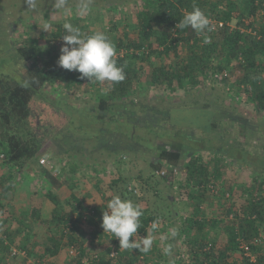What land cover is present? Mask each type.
I'll return each mask as SVG.
<instances>
[{
    "label": "trees",
    "instance_id": "16d2710c",
    "mask_svg": "<svg viewBox=\"0 0 264 264\" xmlns=\"http://www.w3.org/2000/svg\"><path fill=\"white\" fill-rule=\"evenodd\" d=\"M194 6L218 21L213 31L207 33L210 43L205 44L204 36L197 35L190 27L176 28L184 14L192 11ZM133 16V35L127 31V23L116 21L99 31L104 32L115 46L117 66L123 67L125 73V79L119 83L80 79L78 72H70L57 64L64 44L60 40L65 34L63 24L53 27L52 39H48L46 45H41L38 38H30L18 47L12 44L14 57L28 65L23 70L17 68L14 72L17 76L0 72V168L8 171V175L0 176V212L4 213L0 218V264H17L19 256L11 257L10 248L21 228L15 234L9 231L8 224L10 218L14 219V213L3 202L14 191V173L25 170L32 166L33 160L34 163L38 160L44 146L70 120L63 105L74 99L80 100V93L75 89L88 85L100 92L96 96L97 105L90 111L98 113L101 119L116 117L119 111L129 113L135 110V121L140 122L145 115L143 109L147 108L166 111L190 108L197 110L200 116L203 113L210 116L206 128L196 127L204 135L200 140L209 139L216 145L219 140L222 144L221 137L224 136L230 139L228 145L212 148L203 142L197 146L174 142L161 145L149 158L155 175L171 185L177 176L172 168H179L183 150L195 151L182 165V181L178 186L187 208L179 230L180 246L185 247L181 254L183 261L175 264H250L241 242L250 246L258 264H264V0H142ZM89 19L68 17L66 22L90 35L98 31L87 28L84 21ZM219 22H223V26ZM41 35L46 37V30ZM231 66L241 71L232 81L230 94L257 114L253 118L226 109H212V105L206 102L201 106L195 101L166 107L161 102L148 104L143 99L155 90L167 93L158 95L162 102L180 100L176 95L178 91L191 94L202 89L209 79L225 78L224 73L229 72ZM60 89L67 92L68 97L59 96ZM112 111L115 116L110 114ZM156 114L161 123L163 118H168L169 111ZM217 117L233 123V130H238L236 127L239 126L241 136L231 135L226 129L228 123ZM250 119L256 125L250 126ZM243 144L247 146L245 156L244 152L236 151V146L241 148ZM232 145L235 152L227 149ZM253 149L258 153L251 154ZM231 162L235 168H243L242 172L249 169L254 173L250 185L229 182ZM163 169L166 174H161ZM121 181L123 179L116 178L112 184L118 186ZM110 188L113 192L104 194V204L91 209L75 193L63 203L52 189L47 191L46 196L56 207L50 215L51 220H43L50 222L51 234L47 236L40 264H55L66 245L77 251L74 264H149V257L157 251L162 257V237L168 234L165 218L178 214L170 205L176 199L168 197L167 212H154L143 201L140 206L144 213L140 218L141 226L137 235L130 239L151 235L152 248L147 253L138 249L124 250L119 248L118 239L104 233L101 227L106 204L117 195L113 186ZM130 189L124 184L120 194L128 197L132 194ZM37 211L34 210L33 215ZM153 221L160 223L154 232L151 229ZM94 242L102 247L99 253L94 251ZM16 248L26 251L27 260L22 264H34L28 261L34 255L35 243L32 252L27 245Z\"/></svg>",
    "mask_w": 264,
    "mask_h": 264
},
{
    "label": "rangeland",
    "instance_id": "374dc122",
    "mask_svg": "<svg viewBox=\"0 0 264 264\" xmlns=\"http://www.w3.org/2000/svg\"><path fill=\"white\" fill-rule=\"evenodd\" d=\"M141 1L83 0L88 3L89 10L81 15L78 6L82 0H67L64 11L54 9L51 0H38V9L34 12L26 11L27 6L23 0H0V72L16 75L14 72L17 68L23 70L28 65L14 57L12 44L18 47L27 43L30 38H38L41 45H46L47 40L52 39L50 33L53 27L65 23L68 17L90 18L84 23L87 28L97 31L108 27L112 21L127 23V31L133 35L135 27L133 15ZM45 23L50 27L46 30L47 36L43 37L41 34L45 30ZM122 32L120 30V34ZM228 70V75L225 78L222 76L217 81L209 79L202 89L194 90L191 94L178 91L176 95L180 100L175 98L162 102L158 95H167V93L155 90L149 92L143 99L148 104L158 105L161 102L166 107L180 106L185 102L193 103L195 101H199L198 105L201 106L206 102L212 105V109H226L225 111L236 115L253 118V115L257 114L250 111L240 100L234 99L230 94L232 81L240 74V68L231 66ZM60 90L62 93L60 92L59 96L68 97L67 92L64 93L62 89ZM75 90L80 93L78 97L80 100L74 99L69 101L70 104L63 105L70 120L57 133L56 137L44 146L37 156L38 160L35 163L34 160L32 161V166L14 173V191L10 198L3 201L11 207L10 211L14 213V219L10 218L8 224L9 231L15 234L21 228V233L15 234V242L11 245L13 247L27 245L32 252L31 247L35 243L32 252L34 255L29 257V262L40 264L43 248L48 241L47 236L51 234L50 222H43V220H51L50 215L56 207L46 196L47 191L52 189L63 203H66L67 199H71L72 193H75L82 199L83 204L91 209L104 204V194L113 192L110 188L113 186V190L122 199H130L139 206L145 201L149 209L154 212L158 210L167 212L168 197H171L172 200L176 199V202H172L170 205L178 214L165 218L168 234H164V236L168 238L162 239V257L158 256L159 251H157L149 257L148 262H150L149 264H175L176 261L182 260L181 254L185 247L180 246L182 239L179 237V230L187 206L178 186L182 181V165L195 151L189 148L183 150L179 173L171 185L161 180L162 178L157 174L155 175L150 166V154L153 155L155 150L163 144L177 142L197 146L203 142L206 146L217 148L222 144L228 145L230 139L223 136L221 137L222 144H219L221 143L219 140L216 145L213 143L214 141L210 143L209 139L204 138L201 141L200 139L204 137L203 132L197 130L196 127L206 128L209 125L210 116L205 113L200 116L197 110L190 108L168 110V118H163L161 123H159L160 118L155 117L156 113L165 114L168 112L166 109H143V113L147 116L143 115L140 122L135 121V110H131L129 113L119 111L116 117L101 119L98 113L90 111L91 107L97 105L96 96L100 93L99 90L89 85L78 87ZM110 114L115 116L113 111ZM217 118L228 123L226 129L231 131V135L241 136L242 132L239 126L236 127L238 130H233L232 127L235 126H231L233 123L226 118ZM250 120V126L253 123L256 125L254 120ZM184 124L188 127L183 126ZM112 138L113 140H111ZM245 148H247L245 144L241 145V148L236 146V151L244 152L245 156ZM227 149L234 151L235 146L232 145ZM250 152L251 154L258 153L256 149ZM43 158L46 162L42 164L40 161ZM235 167L231 162L228 173L229 182L238 184L243 182L245 185H250L254 173L249 169L242 172L243 168ZM0 174L8 175V171L6 170L5 174L0 170ZM116 178L123 179V182H119L118 186L112 184ZM159 180L161 182H158ZM124 184H127V187L132 190V194H128V197L120 194ZM34 210L39 211L33 215ZM22 220L25 221L24 224ZM86 228L90 230L89 225H86ZM173 228L177 231L175 237L170 235V230ZM93 245L96 253L102 250V247L95 242ZM169 245L171 250L166 253L165 249ZM71 250V246L62 247L61 254L56 258L55 264H74L77 251L74 249V252H71ZM23 260H27V257L19 255L16 262L22 264Z\"/></svg>",
    "mask_w": 264,
    "mask_h": 264
},
{
    "label": "clouds",
    "instance_id": "9594fccd",
    "mask_svg": "<svg viewBox=\"0 0 264 264\" xmlns=\"http://www.w3.org/2000/svg\"><path fill=\"white\" fill-rule=\"evenodd\" d=\"M52 7L56 10L64 11L67 0H51ZM27 6L26 11H36L38 0H23ZM81 15L89 10L86 2H81L78 6ZM50 27L45 23L44 29ZM191 28L197 35L204 36L205 44L211 42L207 33L213 31V26L207 15L199 8L186 12L183 18L176 24V28ZM65 34L62 36L64 44L60 49L57 64L68 71H75L80 74V79L93 80L95 82L110 81L119 83L125 79L123 67H118L115 59L116 49L109 37L104 32L84 34L78 26L70 22L63 23ZM143 210L139 205L130 199H122L120 195H114L106 204L103 211L101 227L104 233L114 236L119 241V248L124 250L138 249L147 253L153 245L151 235L143 236L140 239L134 238L141 226L140 218ZM159 227L158 221H153L151 229L156 231ZM171 237L177 235L175 228L170 230ZM163 236L162 239H167ZM171 246L166 247L165 252H170Z\"/></svg>",
    "mask_w": 264,
    "mask_h": 264
},
{
    "label": "built area",
    "instance_id": "2783aa9c",
    "mask_svg": "<svg viewBox=\"0 0 264 264\" xmlns=\"http://www.w3.org/2000/svg\"><path fill=\"white\" fill-rule=\"evenodd\" d=\"M209 19H210V21H211V24H212L213 28H215V26L218 24V21L215 20V19H211V18H209ZM219 25H220V26H223V22H219ZM227 75H228V72H225V73H224V76H227ZM220 78H222V76H221ZM2 156H3V155H2ZM40 162L43 164V163L46 162V160L43 158V159H41ZM50 168H53V166H50ZM172 169H173V173H174L175 175H178V173H179V168H172ZM161 174H166V170L163 169V170L161 171ZM0 218H2L1 213H0ZM158 224L160 225V223H158ZM0 234H2V227H1V225H0ZM137 237H138V238H141L142 235H139V236H137ZM241 248L245 251V255L249 258L250 264H258V262H257V256L252 252L250 246H249L246 242H241ZM71 252H74L73 247H72ZM10 254H11V255H10L11 257H14V256H16V255H17V256H18V255H23V256H26V257H27L26 251L21 250V249H18V248L13 247V246L10 248ZM113 254H114V253H112V255H113ZM28 262H29V261H28Z\"/></svg>",
    "mask_w": 264,
    "mask_h": 264
},
{
    "label": "crops",
    "instance_id": "0c3cea01",
    "mask_svg": "<svg viewBox=\"0 0 264 264\" xmlns=\"http://www.w3.org/2000/svg\"><path fill=\"white\" fill-rule=\"evenodd\" d=\"M1 171H3V173L6 174V169L3 170V167L0 168ZM1 175V174H0Z\"/></svg>",
    "mask_w": 264,
    "mask_h": 264
}]
</instances>
